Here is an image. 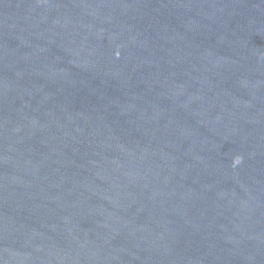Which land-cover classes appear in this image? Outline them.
<instances>
[{
	"label": "water",
	"instance_id": "95a60500",
	"mask_svg": "<svg viewBox=\"0 0 264 264\" xmlns=\"http://www.w3.org/2000/svg\"><path fill=\"white\" fill-rule=\"evenodd\" d=\"M0 264H264V0H0Z\"/></svg>",
	"mask_w": 264,
	"mask_h": 264
}]
</instances>
